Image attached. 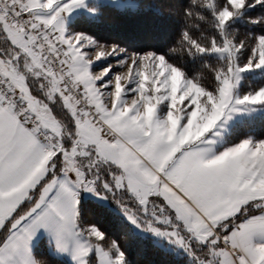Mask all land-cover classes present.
Returning a JSON list of instances; mask_svg holds the SVG:
<instances>
[{"label": "snow or ice", "instance_id": "snow-or-ice-1", "mask_svg": "<svg viewBox=\"0 0 264 264\" xmlns=\"http://www.w3.org/2000/svg\"><path fill=\"white\" fill-rule=\"evenodd\" d=\"M145 241L264 264V0H0V264Z\"/></svg>", "mask_w": 264, "mask_h": 264}, {"label": "trees", "instance_id": "trees-1", "mask_svg": "<svg viewBox=\"0 0 264 264\" xmlns=\"http://www.w3.org/2000/svg\"><path fill=\"white\" fill-rule=\"evenodd\" d=\"M99 34L100 35H106L107 33L103 32V31H99ZM94 219L98 220L102 229H106L110 233L117 231V227H116L115 223L111 220L110 217L100 213V214H97L94 217ZM42 249H43V242H41V245H40V250H42ZM132 251H133L134 256H138V258L141 261V264H148L149 261L158 260V257L154 254L150 243L147 241L144 242L142 249L139 245L133 244Z\"/></svg>", "mask_w": 264, "mask_h": 264}]
</instances>
